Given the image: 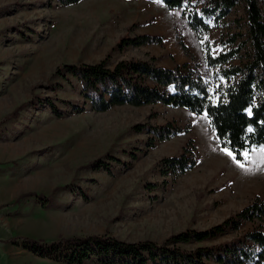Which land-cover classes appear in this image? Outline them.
<instances>
[{
  "label": "rangeland",
  "instance_id": "rangeland-1",
  "mask_svg": "<svg viewBox=\"0 0 264 264\" xmlns=\"http://www.w3.org/2000/svg\"><path fill=\"white\" fill-rule=\"evenodd\" d=\"M211 1L220 0H185L170 10L161 0H0V120L18 110L0 125V264H60L8 242L18 236L53 242L110 233L129 242H162L187 229L212 228L264 200V149L240 163L221 148L206 115L162 104L99 112L75 78L55 75L65 64L105 61L109 70L122 62L170 70L189 64L201 69L217 102L240 76L214 79L221 71L212 59L233 33H241L242 42L248 37L242 2L200 36L185 13L200 15ZM146 37L162 40L121 45ZM244 53L235 65L248 62ZM169 125L171 134L162 140L158 134ZM186 146L196 166L175 180L160 163L180 157ZM97 160L103 168L91 166ZM68 185L71 190L63 189ZM58 188L47 207L25 197L50 196Z\"/></svg>",
  "mask_w": 264,
  "mask_h": 264
},
{
  "label": "trees",
  "instance_id": "trees-1",
  "mask_svg": "<svg viewBox=\"0 0 264 264\" xmlns=\"http://www.w3.org/2000/svg\"><path fill=\"white\" fill-rule=\"evenodd\" d=\"M60 1L75 5L82 0ZM161 1L170 10L183 8L185 2ZM237 2L244 4L248 42L241 41V33H233L221 41L223 52L212 59L221 75L213 78L218 80L223 76L231 81L240 77L225 88L222 99L217 102L213 99L211 84L201 69L189 64L174 70L136 62H122L114 70H109L105 61L98 64H65L56 70L55 75L64 79L67 75L75 78L82 86V95L99 112H106L115 106L162 104L185 108L198 116L206 115L221 148L232 153L236 161L245 163L254 150L264 149V3L262 0L211 1L200 15L194 11L185 14L191 27L201 36L216 28L212 23L227 19ZM143 39H123L121 45L140 46L162 40L146 37L143 42ZM228 46L231 48L228 49ZM243 50H246L244 55L249 54L248 62L235 65L234 61H243L247 57L241 54ZM259 99L260 102L255 104ZM249 106H253L251 114ZM16 112L6 115L0 120V125L14 119L18 115ZM171 127L169 125L160 130L158 135L162 140L171 134ZM196 162L194 150L186 146L180 157L163 159L160 164L165 174L176 180L193 170ZM101 164L97 160L91 166L103 168ZM106 170L111 174L109 167ZM63 189L71 190V185ZM59 190L62 188L54 190L50 196L29 194L25 197H34L36 202L47 207ZM247 224H251L252 228L242 231ZM230 233H235L236 237L220 244L213 243ZM8 242L35 257L60 264H264V200L256 198L240 212L212 228L204 231L187 229L166 237L162 242H129L114 238L110 233L60 237L53 242L18 236ZM205 242L209 243L202 245ZM192 245L196 246L190 249Z\"/></svg>",
  "mask_w": 264,
  "mask_h": 264
},
{
  "label": "snow or ice",
  "instance_id": "snow-or-ice-1",
  "mask_svg": "<svg viewBox=\"0 0 264 264\" xmlns=\"http://www.w3.org/2000/svg\"><path fill=\"white\" fill-rule=\"evenodd\" d=\"M230 156L232 155V153H228ZM233 159H235V157H233ZM242 166V165H241Z\"/></svg>",
  "mask_w": 264,
  "mask_h": 264
}]
</instances>
